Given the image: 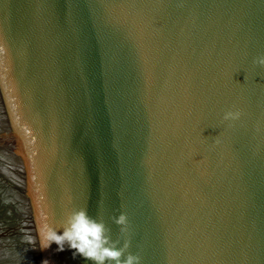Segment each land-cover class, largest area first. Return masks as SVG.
Here are the masks:
<instances>
[{
	"label": "water",
	"instance_id": "1",
	"mask_svg": "<svg viewBox=\"0 0 264 264\" xmlns=\"http://www.w3.org/2000/svg\"><path fill=\"white\" fill-rule=\"evenodd\" d=\"M260 55L264 0H0V264H93L41 247L80 207L140 264H264Z\"/></svg>",
	"mask_w": 264,
	"mask_h": 264
},
{
	"label": "clouds",
	"instance_id": "2",
	"mask_svg": "<svg viewBox=\"0 0 264 264\" xmlns=\"http://www.w3.org/2000/svg\"><path fill=\"white\" fill-rule=\"evenodd\" d=\"M254 63L264 66V55L255 58ZM241 112L229 110L225 112L224 120H237ZM112 221L119 226V235L112 239L111 229L104 219L91 216L86 207L72 208L68 211L59 229L52 224H46L41 233V247L47 248L51 243L58 245V251H63L65 245L74 249L73 256L81 255L84 259L93 264H140L139 253L129 252L130 239H124L121 245V238L129 230L127 214L121 212L113 216Z\"/></svg>",
	"mask_w": 264,
	"mask_h": 264
}]
</instances>
